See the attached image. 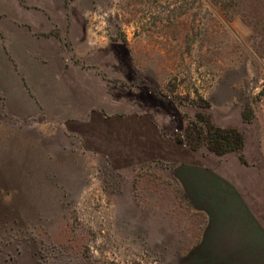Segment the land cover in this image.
<instances>
[{"label": "rangeland", "instance_id": "obj_1", "mask_svg": "<svg viewBox=\"0 0 264 264\" xmlns=\"http://www.w3.org/2000/svg\"><path fill=\"white\" fill-rule=\"evenodd\" d=\"M68 1L78 22L67 59L90 105L69 120L28 118L0 56V264H187L182 248L150 246L161 209L175 208L176 223L183 206L159 193L155 137L167 165L226 168L264 227V0ZM198 112L244 132L245 164L173 150Z\"/></svg>", "mask_w": 264, "mask_h": 264}, {"label": "crops", "instance_id": "obj_2", "mask_svg": "<svg viewBox=\"0 0 264 264\" xmlns=\"http://www.w3.org/2000/svg\"><path fill=\"white\" fill-rule=\"evenodd\" d=\"M69 9L68 0H0V56L14 74L4 84L22 88L20 97L16 88L11 94L27 104L28 118L69 120L77 114L78 106L90 105L86 94L91 87L78 84L74 79L76 69H71L74 67L67 59L70 51L64 38L72 36L70 32L78 22ZM101 102L107 104L108 98ZM155 138L156 145L144 147L162 156L153 167L163 172L165 190H156L160 184L154 190L164 193L165 199L181 200L183 206L176 223L175 208L161 209L162 218L151 231L150 246L182 248L187 264H264V227L239 199L226 168L211 167L193 158L167 165L170 161L165 153L169 148L163 139ZM128 148L139 155L143 149L136 144ZM181 148L182 144L173 146L178 152ZM188 150L185 147V156H181L189 157ZM138 163L142 164L140 160ZM129 169L133 175V167ZM128 183L126 178V191ZM167 184L175 186V191L172 187L166 190ZM129 198L136 199L134 184ZM139 212L134 210L131 216H140Z\"/></svg>", "mask_w": 264, "mask_h": 264}, {"label": "trees", "instance_id": "obj_3", "mask_svg": "<svg viewBox=\"0 0 264 264\" xmlns=\"http://www.w3.org/2000/svg\"><path fill=\"white\" fill-rule=\"evenodd\" d=\"M216 1L220 4L225 2V0ZM243 116L244 119H249L245 112ZM176 140L194 152L205 149L218 156L235 153L242 163L246 162L244 132L237 127L217 125L208 114L203 112H198L188 119L184 131L177 134Z\"/></svg>", "mask_w": 264, "mask_h": 264}]
</instances>
